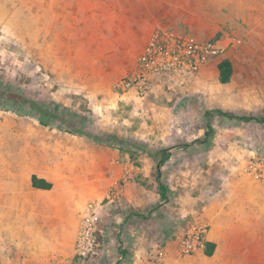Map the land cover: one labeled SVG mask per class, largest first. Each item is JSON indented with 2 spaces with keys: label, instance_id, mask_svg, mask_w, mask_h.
<instances>
[{
  "label": "crops",
  "instance_id": "crops-1",
  "mask_svg": "<svg viewBox=\"0 0 264 264\" xmlns=\"http://www.w3.org/2000/svg\"><path fill=\"white\" fill-rule=\"evenodd\" d=\"M236 1L246 10L245 33H263L264 0ZM179 5L180 0H0V27L39 28V36L44 37L40 41L44 43V57L59 58L60 73L91 77L83 81L84 87L68 90L83 92L88 108L104 130L120 136L134 135L138 141L169 142L173 137L180 143L191 133L174 127L176 118L172 112L180 105L177 100L188 102L187 97L197 93V85L199 88L206 80L214 84V88L204 84L198 91L204 93L206 111L219 109L237 116L260 113L264 108V89H249L248 77H241L237 84L239 75L230 59L235 43L225 53L224 60L232 65L231 81L227 84L218 81L217 66L222 60L216 58L188 86L173 94L175 101L160 86L153 88L149 98H140L132 91H115L114 82L133 71L156 28L183 33L165 24L170 15L174 20ZM233 32L245 38L243 30L234 28ZM254 71L261 70L250 67L242 75H252ZM224 119L218 115L212 123L209 119L216 136L214 143L220 146V160L216 162L221 167H213L211 174L219 178L211 180L203 198L173 199L181 216L192 214L197 202L202 206L200 218L208 227L204 247L205 243L213 244L212 254L206 256L203 247L190 256L178 257L181 236L172 239L170 229L164 264H264V175L259 179L247 176L231 158L253 154L249 150L260 145L261 125L254 124L256 128L252 126V135L247 138L242 129L250 122L235 120L240 123L229 124ZM183 122L187 127V123H193L190 119ZM43 128L46 127L32 118L29 155L5 158L0 152V264H71L77 229L88 206L96 204L99 212L111 183L128 170V163L120 161L118 148ZM213 154L219 157L218 151ZM137 171L143 179L150 177L148 165ZM23 173L28 178L21 183L18 178ZM129 196L124 202L132 207L159 202V198Z\"/></svg>",
  "mask_w": 264,
  "mask_h": 264
},
{
  "label": "rangeland",
  "instance_id": "rangeland-1",
  "mask_svg": "<svg viewBox=\"0 0 264 264\" xmlns=\"http://www.w3.org/2000/svg\"><path fill=\"white\" fill-rule=\"evenodd\" d=\"M255 5L256 3L253 4L254 7ZM175 10L177 15L174 16V20H171V15L168 20L166 19L165 24L168 27L193 34L203 40L226 36L238 40L239 43L230 49L232 52L229 51L235 71L239 75L237 84L241 83V77H248L249 89H264V71H262L264 70V26L263 33L260 31H257V34L253 31V35L245 33L248 26L243 23L246 14L243 4L238 5L236 0H180V5ZM25 13L28 15V12ZM30 13L32 17V11ZM262 17L264 19V13ZM232 24L234 27H231ZM234 28L236 31L243 30L245 38L236 35L233 32ZM40 41H44V37L39 36V28L0 27V152L3 154L1 156L23 158L29 155L28 151L32 148V118L38 121L41 118L50 123L43 130L59 131L62 136L75 134L69 126L70 122H75L77 128L81 127L83 132L93 136L110 137L112 148L122 144L124 148L129 147L128 144H138L141 149L136 150L135 159L130 160L125 153L120 155V161L128 163V170L111 183L107 198L99 204V212L96 211V204L92 203V216L97 230V248L86 256H78L74 252L71 264H146L150 260L151 252L155 250L165 252L166 241L171 238L176 240V237L180 236L179 240H181L192 225L204 222L200 218L202 206H198V202L193 205L192 214L181 216L176 211L178 205L173 199L203 198L211 180L219 178V175L213 177L211 174L213 167L221 169L216 162V159L220 160V149L217 148L220 146L214 143L216 141L214 131L204 139L203 143L197 141L204 138L206 127L203 116L206 111L204 93L198 91L200 87L204 88V84L206 87L213 85V88L214 84L211 80H206L199 88L198 85L196 86L197 93L192 92V95L187 97L188 102L181 103L177 100L180 105H177L172 112L173 118H176L174 127H183L184 131L187 129L191 133L187 139L180 143H176L173 137L169 142L154 141V139L138 141L134 135L120 136L103 129L92 110L88 108V100L83 96V92L76 89L68 90L71 87H84L86 83L83 81L92 78L60 73V66L57 65L61 62L60 59H46L43 52L44 43ZM226 54L218 60L226 59ZM250 67L261 71H254L252 75H242L244 70ZM118 80L119 78L116 82ZM174 95L169 96L175 101ZM191 98L193 102H190ZM39 106L43 107L46 113L59 114L64 119L60 117L59 120L66 123L61 126L50 116L41 117L36 109ZM249 115L264 118V108L258 114ZM214 118L216 119L217 115L209 118L211 123ZM185 119H190L193 123H187L189 125L187 127L183 122ZM224 121H229V124L240 123L227 118ZM250 124L242 129L247 132L243 133L247 138L252 135L250 134L253 131L252 126L255 127L256 123L250 122ZM260 125V145L249 150L253 154L231 156L233 162L241 166L242 170H245L249 162L264 160V124ZM195 134H198V137ZM164 149L170 154L162 171L163 181L169 190L168 201L161 205L160 201H148L141 208L127 205L124 198H128L129 195L131 198H159L154 175L160 152ZM215 151H218V158L214 156L215 154L212 155ZM237 164L235 166H238ZM147 165L150 177L143 179L137 169ZM26 178L28 175L23 173L18 180L23 183ZM7 184L8 181L5 182L4 187L7 188L9 186ZM170 229L173 231V234H170L171 238L167 234ZM123 252H126V255H123Z\"/></svg>",
  "mask_w": 264,
  "mask_h": 264
},
{
  "label": "built area",
  "instance_id": "built-area-1",
  "mask_svg": "<svg viewBox=\"0 0 264 264\" xmlns=\"http://www.w3.org/2000/svg\"><path fill=\"white\" fill-rule=\"evenodd\" d=\"M239 43L229 37L201 40L194 35L172 29L156 28L137 58L136 66L114 84L117 92H134L148 98L156 86L170 95L188 86L198 72L211 60L224 55L231 44ZM247 176L259 179L264 175V160L249 162ZM93 205L80 220L74 245L78 256L90 255L98 246L97 230L92 216ZM208 227L204 223L192 225L179 241L178 257L190 256L204 247ZM166 254L155 250L146 264H164Z\"/></svg>",
  "mask_w": 264,
  "mask_h": 264
},
{
  "label": "trees",
  "instance_id": "trees-1",
  "mask_svg": "<svg viewBox=\"0 0 264 264\" xmlns=\"http://www.w3.org/2000/svg\"><path fill=\"white\" fill-rule=\"evenodd\" d=\"M218 81L220 84H227L231 81V77H232V65L228 60H222L218 66ZM32 107V104H31ZM37 112L42 116H50L52 119L58 121V123L62 126L63 123H66V121L64 122L63 117H61L59 114H50V113H46L45 110H43V107H38L36 108ZM216 114L218 116H222L228 119H232V120H236V121H240V122H244V123H249V122H255L258 124H264V118L261 117H255V116H237L234 114H230V113H225L219 109H214V110H208L204 113V116L206 118V127H205V131H204V138L203 139H199L197 140L200 143L204 142V139H206L212 132V127L211 124L209 122V118L211 117L212 114ZM61 117V119L63 120H59ZM39 123L42 126H49L50 123L43 121L41 118L39 119ZM71 124L69 125L72 129L73 132H75L76 135H81V136H85L87 137L89 140H91V142L101 145V146H108V147H113L110 143L111 138H107V137H100V136H93L89 133L83 132L81 130V127L77 128L76 123L74 124L73 122H70ZM115 141V140H114ZM122 145H119L118 147L115 146V148H118L120 151V155L125 153L128 155L129 159H135L136 157V150L141 149V147L138 144H128L129 147L124 148ZM159 160L156 163V167H155V175H154V179L156 182V189H157V193L159 195V201H160V205L163 203H166L168 201V187L165 184V182L163 181V177H162V167L163 165L166 164V162L168 161V159L170 158V154L168 152L167 149L161 150L160 155H159ZM33 181V185L34 187H37L35 178H32ZM214 245L210 244V243H205V247H204V254L206 256H210L212 254ZM123 255H126V252H123Z\"/></svg>",
  "mask_w": 264,
  "mask_h": 264
}]
</instances>
